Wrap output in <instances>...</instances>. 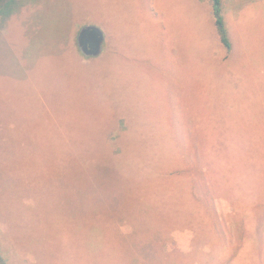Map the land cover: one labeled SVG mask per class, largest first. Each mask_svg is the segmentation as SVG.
I'll use <instances>...</instances> for the list:
<instances>
[{
    "label": "rangeland",
    "instance_id": "1",
    "mask_svg": "<svg viewBox=\"0 0 264 264\" xmlns=\"http://www.w3.org/2000/svg\"><path fill=\"white\" fill-rule=\"evenodd\" d=\"M0 1L4 264H205L212 249L214 264H264V209L244 257L237 212L192 148L264 106V0L239 23L221 0L225 61L211 0ZM84 25L104 33L97 56L77 49ZM122 127L131 154L111 161L106 132ZM179 129L186 179L165 178Z\"/></svg>",
    "mask_w": 264,
    "mask_h": 264
},
{
    "label": "trees",
    "instance_id": "2",
    "mask_svg": "<svg viewBox=\"0 0 264 264\" xmlns=\"http://www.w3.org/2000/svg\"><path fill=\"white\" fill-rule=\"evenodd\" d=\"M211 1L214 24L217 34L219 35V41L226 49L222 56L224 57L222 61H225L226 58L229 57L230 53L228 52L232 49L233 42H231L227 37V31L224 26L223 17L221 15V0ZM238 1H243L244 3L239 5L242 6V9L240 10L238 9V6H236V10L238 9L235 14L236 23L240 14L243 12L246 13L248 8L251 7V4L257 5L262 2V0ZM1 4L2 2L0 1V5ZM260 10L261 9L257 10L259 11V14ZM257 11H254V13L257 14ZM262 23L260 21L259 27L262 26ZM77 49L79 50L78 46ZM257 106L256 108L260 110V113L255 114V112H248L247 114L234 116L235 118L239 117L237 119L239 121L243 120L242 127L234 128L235 126H232V124L231 127L233 129H222L214 135H209L210 138L207 139L203 145L193 142L198 146L192 147L193 149H197L200 173L202 176H204V178L207 176L209 179L208 180L205 178L206 186L209 184L212 190H215L216 192L221 191L222 195L220 196L225 201V203L234 207V210L237 212V220L239 223L238 227L242 228L240 250L244 257H251L253 250V255L257 254L255 251L256 247H258L255 243L257 238L254 236L253 232L256 227L255 225L253 226L252 223V220L255 217L252 212H255L258 209H264V112L261 111L264 106ZM181 118L179 117V119ZM120 119V117L117 118V120ZM184 120L185 119H183V122H185ZM178 131L179 135L177 136H171L170 133H166L167 136L165 139L169 140L171 142V144L169 143L170 146L173 145L175 148L170 150V157L163 165L165 170H162V172L165 173L163 176L165 178L171 177L175 179L177 176L186 179V174L180 171L186 168L184 167L185 165L180 161L181 157L179 153L181 152L182 147H180L177 142L179 139H181L182 135H185L186 138L188 135L186 132L181 133V131H183L182 129H179ZM129 134L130 132H128L126 128L123 130V127L121 131H117V129H107L106 136H110L109 138L116 142L121 154L120 156H110L108 155L109 153L106 152V147L104 146L103 153L108 157L109 160L112 161L115 159L116 161H121L123 157L131 154L125 152L126 145L129 142ZM189 140L192 142V139ZM194 171L199 174L198 171ZM242 216L244 221L242 220ZM247 220H250V222H247ZM175 231L180 230L175 229ZM186 235L190 236V232H186ZM180 245H182L184 248L182 250H189V243ZM243 251H245V255ZM211 252L212 257L208 258L205 261V264H214V262L217 260L213 257H217L219 253L216 252L215 255V253H213V249ZM243 256L242 258H244ZM232 262H237V258ZM0 264H4L1 258Z\"/></svg>",
    "mask_w": 264,
    "mask_h": 264
},
{
    "label": "water",
    "instance_id": "3",
    "mask_svg": "<svg viewBox=\"0 0 264 264\" xmlns=\"http://www.w3.org/2000/svg\"><path fill=\"white\" fill-rule=\"evenodd\" d=\"M76 42L84 56L94 57L101 52L104 33L96 25H84L77 32Z\"/></svg>",
    "mask_w": 264,
    "mask_h": 264
},
{
    "label": "crops",
    "instance_id": "4",
    "mask_svg": "<svg viewBox=\"0 0 264 264\" xmlns=\"http://www.w3.org/2000/svg\"><path fill=\"white\" fill-rule=\"evenodd\" d=\"M230 1H231V4L235 5V6H239V5H242L244 3L243 1L239 2L238 0H230Z\"/></svg>",
    "mask_w": 264,
    "mask_h": 264
}]
</instances>
